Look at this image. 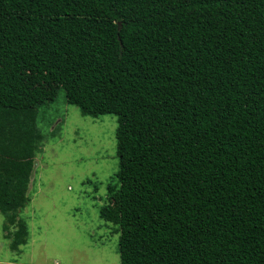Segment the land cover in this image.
<instances>
[{"label":"trees","instance_id":"trees-1","mask_svg":"<svg viewBox=\"0 0 264 264\" xmlns=\"http://www.w3.org/2000/svg\"><path fill=\"white\" fill-rule=\"evenodd\" d=\"M59 90L118 117L99 214L121 264H264V0H0L9 224L30 201L38 108Z\"/></svg>","mask_w":264,"mask_h":264},{"label":"rangeland","instance_id":"rangeland-1","mask_svg":"<svg viewBox=\"0 0 264 264\" xmlns=\"http://www.w3.org/2000/svg\"><path fill=\"white\" fill-rule=\"evenodd\" d=\"M38 110L44 138L34 141L30 201L16 218L26 243L19 252L10 248L19 224L0 213V264H121L119 234L99 214L119 170L118 117L85 116L63 90ZM0 169L8 174L5 163Z\"/></svg>","mask_w":264,"mask_h":264},{"label":"crops","instance_id":"crops-1","mask_svg":"<svg viewBox=\"0 0 264 264\" xmlns=\"http://www.w3.org/2000/svg\"><path fill=\"white\" fill-rule=\"evenodd\" d=\"M56 263V262H55Z\"/></svg>","mask_w":264,"mask_h":264}]
</instances>
